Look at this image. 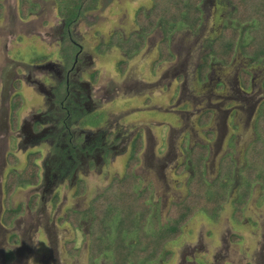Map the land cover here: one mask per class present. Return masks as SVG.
I'll return each instance as SVG.
<instances>
[{
  "label": "rangeland",
  "instance_id": "1",
  "mask_svg": "<svg viewBox=\"0 0 264 264\" xmlns=\"http://www.w3.org/2000/svg\"><path fill=\"white\" fill-rule=\"evenodd\" d=\"M33 1L39 4V10L23 20L19 0H0L3 5L0 14V95L3 85L9 78H14L20 67L31 65L35 58L55 59L57 56L62 25L58 2ZM152 6L153 0H99L97 7L87 11L74 27V35L83 45L84 52L94 56V65L83 71L84 79L92 84L95 107L90 114L96 121L100 120L97 124L101 129L120 131L131 140L142 130L145 142L135 171L142 179V189L147 185L154 188L152 202L162 223L167 222L172 204L182 202L188 196V182L194 171L185 168L180 172L179 169L186 159L188 164L192 161V147L199 143L210 145L206 162L209 181L217 178L220 163L227 154H233L237 166L230 200L220 218L213 220L205 212H198L183 227V234L167 245L166 250L172 252L171 256L164 255L151 264H264L263 185L257 183L254 186L242 220L234 219V200L239 197V188L245 181L242 174L247 162L246 150L257 138V111L264 100V60L252 66L238 53L233 64L215 63L211 79L205 83L199 81L198 65L208 48L205 41L218 35L222 25L229 21L231 6L228 0H204V23L197 32H192L183 23L179 25L171 38L176 57L172 62L155 66L159 43L164 37L160 26L146 39L147 46L131 57L125 56L116 46L97 55L103 44L110 43L113 34L124 40L123 36L140 31L136 23L137 11L140 7L149 10ZM122 61L128 62L125 72L121 71ZM247 65L252 67L255 82L249 93L241 88V94L245 96L241 97L232 91L231 84L236 82L242 68L249 70ZM94 72H98L97 81L92 78ZM220 79L228 84L224 89ZM36 95L28 86V99H36ZM215 108L221 118L215 116L207 125L201 126L199 122L206 117L202 111ZM91 120L94 119L91 117ZM89 126L85 123L84 127ZM209 132L214 133V138L209 137ZM18 155L19 165L24 166L27 152L21 151ZM129 157L128 151L118 152L105 163L91 164L84 172L80 170L79 176L86 181L81 194H78L76 182L72 184L67 178L59 181L55 193L49 195L37 210H28L18 223L16 221L22 238L19 247L10 244V238L15 239L11 237L14 229H0V264H6L7 254L13 252L17 253V261L13 264H113L107 256L96 262L90 258L92 216L83 220L82 227L77 229L69 222L61 221L67 219V211L71 208L89 209L90 202L114 179L123 178ZM22 194L25 200L26 194L31 195L30 190L21 191L20 198ZM56 194L59 196L57 203L54 200ZM16 196L18 199L19 193ZM153 228L154 224L150 222L148 229ZM236 235L239 240H235ZM70 242L75 243L78 253L70 252Z\"/></svg>",
  "mask_w": 264,
  "mask_h": 264
},
{
  "label": "trees",
  "instance_id": "2",
  "mask_svg": "<svg viewBox=\"0 0 264 264\" xmlns=\"http://www.w3.org/2000/svg\"><path fill=\"white\" fill-rule=\"evenodd\" d=\"M58 15L64 19L66 33L83 18L87 11L95 9L99 0H56ZM231 6L229 21L222 25L221 31L215 37L207 39V52L199 66V77L202 82L207 80L212 62L231 65L238 52L250 57V65H255L264 59V0H228ZM204 0H153V6L147 10L140 7L137 11L136 23L140 31L131 33L128 38L120 40L114 34L109 44H103L99 51L105 52L109 47L116 46L125 51L130 57L146 47L147 36L157 27H162L164 37L159 43V57L155 66L163 61H173L175 54L170 47L172 34L181 23L192 32H197L204 23ZM39 6L31 0H20V15L24 19L37 12ZM2 6L0 5V14ZM75 50V51H74ZM77 46L69 38L62 44V52L66 58L73 57ZM43 58H39L41 61ZM121 71L128 67L127 61L120 63ZM253 74L246 69L240 72L241 84L244 89L250 87ZM98 73L93 80L96 81ZM201 126L207 125L213 117V111H205ZM255 130L257 138L246 150L247 162L243 170L244 183L239 188V197L234 200L235 220H242L245 208L251 198L254 186L259 183L264 186V101L258 109ZM214 138V133L209 132ZM142 134L135 139L133 153L127 164L126 175L116 178L90 202L89 209H74L67 211V219L75 229L82 227L83 220L91 218L89 255L92 261L102 256L110 257L113 264H151L160 258L170 257L167 245L177 240L183 234V227L198 212L202 211L213 220L220 218L225 204L230 200L232 180L237 166L233 154H227L220 163L217 178L209 181L206 177V162L210 148L208 144H196L192 147L190 156L192 161L184 163L179 171L192 168L194 173L188 182V196L179 203L171 206L166 223L160 221L155 212L152 196L154 188L147 185L141 187V177L136 174V167L140 164V153L143 150ZM33 162V159H32ZM21 181L19 178L8 180L9 192L16 185L34 183L33 174L27 169ZM13 184V185H12ZM12 185V186H11ZM84 191L80 186L78 194ZM59 197L55 198L57 203ZM9 222L12 217H9ZM153 222L154 228L148 229ZM239 240V236H234ZM133 239V241H132ZM70 252L76 254L79 249L74 242L68 244ZM96 262V261H95Z\"/></svg>",
  "mask_w": 264,
  "mask_h": 264
},
{
  "label": "flooded vegetation",
  "instance_id": "3",
  "mask_svg": "<svg viewBox=\"0 0 264 264\" xmlns=\"http://www.w3.org/2000/svg\"><path fill=\"white\" fill-rule=\"evenodd\" d=\"M31 1L39 6L37 2ZM0 5L3 11V5L1 3ZM61 19L56 58L42 56L41 61L35 58L31 65L20 67L14 78H9L3 85V93L0 95V229H14L11 237L15 239L10 238V244L14 247H19L22 240L17 226L20 218L25 216L28 210H37L49 195L55 193L59 181L67 178L72 184L76 182L79 191L80 186H86L85 178L79 176L80 170L84 172V168L91 164L94 166L99 162L105 163L118 152L128 151L131 158L135 139L139 134H142L143 144L145 142L142 130L131 140L120 131L112 132L98 127L97 123L100 120L96 121L90 114L91 109L95 107L92 100V84L83 77L84 69L94 65V56L85 53L83 45L76 39L73 32L76 25L69 34H65L66 23L63 18ZM66 38L77 46L73 57L69 59L62 52V44ZM123 38L126 39L128 36ZM123 52L129 57L125 51ZM103 53L97 51V55ZM205 53L202 54V59ZM214 71L215 67L211 64L207 81L211 79V72ZM95 73L98 72H94L92 78ZM238 76L236 82L233 81L231 84L232 91L238 96L245 97L241 94V77ZM219 81L223 89L228 85L222 79ZM251 84L250 89L253 88L254 81ZM28 86L37 93L36 99H28ZM244 92L249 93L248 90ZM216 108L213 109L212 120L215 116L220 117ZM91 117L94 120H91ZM85 123L90 126L85 128ZM21 151L27 152L24 166L19 165L18 154ZM186 162L187 159L184 163ZM27 169L31 170L32 180L35 182L29 185L24 183L16 185L14 190L9 192L8 180L20 176L21 181ZM23 190L24 192L30 190L31 195L26 194L27 200L23 194L20 198V192ZM56 197H59L58 194L54 196V200ZM9 217H12L10 222ZM16 230L18 231L15 232ZM16 261L17 253L7 254L6 264H13Z\"/></svg>",
  "mask_w": 264,
  "mask_h": 264
},
{
  "label": "crops",
  "instance_id": "4",
  "mask_svg": "<svg viewBox=\"0 0 264 264\" xmlns=\"http://www.w3.org/2000/svg\"><path fill=\"white\" fill-rule=\"evenodd\" d=\"M206 51H208V50H206ZM238 53H240L241 54V52H238ZM238 53H237V55H238ZM237 55H236V57H237ZM242 55V54H241ZM243 56V55H242ZM235 57V58H236ZM245 59H247L248 60V62H250L251 61V59H250V57H246V56H243ZM264 59H262L261 61H263ZM234 61H235V59H234ZM234 61L232 62V64L234 63ZM202 62H203V59H202ZM201 62V63H202ZM215 63H221V62H212V65H214ZM223 64V63H222ZM259 64V63H258ZM225 65V64H224ZM255 65H257V64H255ZM200 66V65H199ZM227 66V65H226ZM248 66V69H249V71L251 72V70H250V68H252V67H249V65H247ZM199 68V67H198ZM245 68V67H244ZM244 68H242V69H244ZM241 69V70H242ZM240 70V71H241ZM198 71H199V69H198ZM210 72V71H209ZM240 72H238V75L240 76V74H239ZM252 74H253V76H252V79H251V82H255V80H254V77H255V75H254V73L252 72ZM238 76V77H239ZM208 77V76H207ZM198 79H199V81L200 82H202L201 80H200V77H199V73H198ZM207 81V80H206ZM205 82V81H204ZM203 83V82H202ZM222 87H223V85H222ZM222 87H220V88H222ZM241 87L243 88V86H242V84H241ZM218 89H219V87H218ZM244 89V88H243ZM250 89V87L248 88V89H244V90H249ZM261 105V104H260ZM260 107V106H259ZM209 110H211V111H213V109H209ZM214 112V111H213Z\"/></svg>",
  "mask_w": 264,
  "mask_h": 264
}]
</instances>
